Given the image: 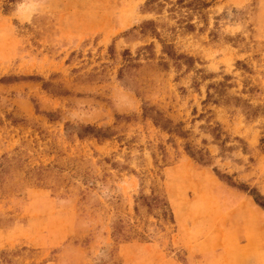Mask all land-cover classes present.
<instances>
[{
  "label": "rangeland",
  "instance_id": "rangeland-1",
  "mask_svg": "<svg viewBox=\"0 0 264 264\" xmlns=\"http://www.w3.org/2000/svg\"><path fill=\"white\" fill-rule=\"evenodd\" d=\"M243 186L264 0H0V264H264Z\"/></svg>",
  "mask_w": 264,
  "mask_h": 264
},
{
  "label": "trees",
  "instance_id": "trees-1",
  "mask_svg": "<svg viewBox=\"0 0 264 264\" xmlns=\"http://www.w3.org/2000/svg\"><path fill=\"white\" fill-rule=\"evenodd\" d=\"M13 1V0H11ZM88 129L89 131H91V128H85ZM190 156L192 158H194V155L190 154ZM199 162L204 163V161L201 160V158H199ZM244 192H247L249 196L252 197L253 201L255 202V204L261 208L262 210H264V197L257 194L256 192L252 191V190H248V188L246 186H243L241 188Z\"/></svg>",
  "mask_w": 264,
  "mask_h": 264
},
{
  "label": "crops",
  "instance_id": "crops-1",
  "mask_svg": "<svg viewBox=\"0 0 264 264\" xmlns=\"http://www.w3.org/2000/svg\"><path fill=\"white\" fill-rule=\"evenodd\" d=\"M69 257V256H68ZM70 262V261H69Z\"/></svg>",
  "mask_w": 264,
  "mask_h": 264
}]
</instances>
